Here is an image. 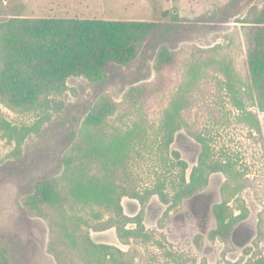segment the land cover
<instances>
[{
	"label": "rangeland",
	"instance_id": "374dc122",
	"mask_svg": "<svg viewBox=\"0 0 264 264\" xmlns=\"http://www.w3.org/2000/svg\"><path fill=\"white\" fill-rule=\"evenodd\" d=\"M263 2L0 0V23L15 16L156 23L143 44L125 37L93 42L73 39V45L65 48L73 53L55 73L46 67L51 59L45 63V54L67 41L39 33L17 43L20 52L13 56L6 52L13 43L0 40V247L10 264H57L47 251L45 217L31 214L22 201L33 194L40 180L62 171L63 157L72 166H92L85 156L90 108L107 123L93 136H110L117 128L123 130L132 120H140L148 142L155 144L164 113L179 97L183 103V94L186 108H181V123L172 142L162 152L153 144V153L136 158L134 186L144 191L160 179L172 196V186L181 180L180 161L186 165L188 181L203 160L204 179L197 191L176 205L156 194L146 202L124 195L120 199L123 214L142 218L143 227L155 230L156 238L181 254L183 264H255L257 258H264V112L247 96L248 46L229 36L237 18ZM112 55L130 61H108L103 81L87 80V75L98 72L102 59ZM221 61L227 64L231 80L225 78ZM195 65L201 75L196 82L188 74ZM61 78L63 87H46ZM42 101L44 105L39 106ZM105 114L110 116L106 119ZM250 114L255 119H248ZM26 127L32 131L17 145ZM71 141L74 145L69 149ZM97 211L100 218L108 216L102 208ZM82 212L87 216L88 208ZM220 218L224 222L241 219L221 226ZM135 226L134 221L127 222V227ZM219 227L221 234H214ZM89 235L94 242L122 251L132 246L134 253L144 254L143 245L120 242L113 227L90 229ZM146 243L150 251H157L155 243ZM159 260L164 264V257ZM136 261L144 264L137 255Z\"/></svg>",
	"mask_w": 264,
	"mask_h": 264
},
{
	"label": "trees",
	"instance_id": "16d2710c",
	"mask_svg": "<svg viewBox=\"0 0 264 264\" xmlns=\"http://www.w3.org/2000/svg\"><path fill=\"white\" fill-rule=\"evenodd\" d=\"M155 26V22L143 20L15 16L0 23V40L2 44L13 43L14 46L10 50H6L13 56L20 52L17 43L28 40L39 33L52 34L67 41L58 43L54 46V50L45 54V63L47 58L51 59L46 67H52V71L55 73L73 53V51H65L67 46L73 45V39L93 42L100 39L125 37L135 39L143 44L152 35ZM229 36L231 41L237 39L248 46L246 58L249 75V83L246 84L247 96L250 102L255 103L259 111L264 112V2L260 6H251L245 15L237 18L233 32ZM123 57V55L122 57L114 55L104 57L98 72L93 76L87 75V80L103 81L106 76L104 69L106 62L127 64L130 60H123ZM221 63L226 68L223 70L225 78L231 80L227 64L224 61ZM198 68L197 65L191 66L188 71L189 78L194 82L201 77ZM60 75L66 74L61 73ZM74 75L76 74L74 73ZM230 85L227 83L228 88ZM63 86V78L53 80L50 85L46 84V87L52 89ZM99 97L100 94L97 98ZM181 100L180 97L176 99L173 106L164 113L160 124L159 140L157 143H153L154 145L148 142V132L140 120H132V123L123 130L117 128L110 136L106 134H103L105 137L100 138L93 136V134H98V129L103 128L106 122L102 119L103 117L96 115L94 108L88 110V112L91 110L87 115L90 136H88L89 143L85 156L93 162L92 166L85 167L82 164L72 166L63 157L62 171L57 176L40 180L33 194L26 196L22 201L31 214L45 217L49 235L47 251L54 257L57 264H138L137 261L135 263L136 255L144 264H160V256L165 258L164 264H183L181 254L169 249L162 238H156L155 230H147L143 227L142 218H126L120 204V199L124 195H130L146 202L150 196L156 194L164 202L171 201L172 205H176L197 191V185L203 181L205 176L202 168L203 160L200 161L199 166L192 169L188 181L184 175L186 165L180 161L181 180L179 185L171 187L175 193L172 196L165 191L166 183L160 179L150 189L144 191H140L134 186V166H137L138 160L136 158H141L144 153L151 152V145L162 152L167 150L168 145L172 142L173 133L181 123L179 120L181 108L183 110L186 108L187 100L184 94L183 103H180ZM252 103L250 106L254 105ZM38 104L39 106L44 105V101ZM105 116L107 119L110 114H105ZM248 119H255V116L250 114ZM94 127L97 128L96 131H92ZM31 131V127L24 128L16 139L17 145ZM73 141H71L69 149L73 148ZM200 141L204 140L200 138ZM142 150H146V152H140ZM174 154L178 158V154L176 152ZM85 208H88L87 216L86 212H82ZM97 208H102L108 213V216L100 218ZM239 219L241 218H229L227 222H224V219L220 218V223L221 226H227ZM129 221H134L136 226L127 227ZM110 227L115 229L118 239L123 244L143 245L141 248L144 254H141L140 250H134V253L132 246L128 250L122 251L115 246L97 243L91 239L90 229L100 231ZM220 229V227L217 228L214 234L220 235ZM229 233L226 235L228 236ZM223 239L228 238L224 236ZM151 241L157 245V251L149 250L146 242ZM145 256L147 259H144ZM257 259L255 264H264V258H259V261L263 259L261 262ZM0 264H10L8 256L1 247Z\"/></svg>",
	"mask_w": 264,
	"mask_h": 264
}]
</instances>
